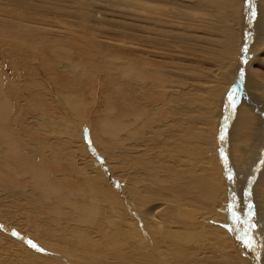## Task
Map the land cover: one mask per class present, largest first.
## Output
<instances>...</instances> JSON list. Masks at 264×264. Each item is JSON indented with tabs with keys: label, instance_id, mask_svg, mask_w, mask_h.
<instances>
[{
	"label": "bare ground",
	"instance_id": "6f19581e",
	"mask_svg": "<svg viewBox=\"0 0 264 264\" xmlns=\"http://www.w3.org/2000/svg\"><path fill=\"white\" fill-rule=\"evenodd\" d=\"M263 53L264 0H0V223L36 245L0 264H264ZM97 77L104 162L51 109Z\"/></svg>",
	"mask_w": 264,
	"mask_h": 264
},
{
	"label": "rangeland",
	"instance_id": "374dc122",
	"mask_svg": "<svg viewBox=\"0 0 264 264\" xmlns=\"http://www.w3.org/2000/svg\"><path fill=\"white\" fill-rule=\"evenodd\" d=\"M250 10V11H249ZM247 9L246 11H249V12H247L248 14L247 15H249V17H250V19L249 20H247V30H246V32H248V35L250 36V37H252L253 35H252V31H250L249 29L251 28V29H253V24L251 23V22H253V18H254V16H255V8L254 7H252V8H250V9ZM254 12V13H253ZM251 14V15H250ZM252 15H253V17H252ZM49 21H52V20H50L49 19ZM246 20H243V22H245ZM248 21L250 22V23H248ZM252 26V27H251ZM264 54V53H263ZM263 54H261V56H260V58H262L264 55ZM263 55V56H262ZM257 69H261L260 71H264V64H263V66H255ZM261 67V68H260ZM262 71V73H264ZM10 77H13V74H11L10 75ZM13 81H14V83L15 84H19V82H20V79H19V77L18 76H15L14 78H13ZM94 81V80H93ZM99 81V82H98ZM94 85L95 87L97 86V87H99V91L102 93V89H103V82L101 83V79L99 80V77H97V82L95 83H91V85ZM102 85V87H101V85ZM90 85V86H91ZM101 87V88H100ZM85 91V90H84ZM99 93V95L100 96H96L95 97V100H94V102H92V99H91V96H89L88 95V92H87V95L88 96H85V94H84V98H85V103L87 102V107L88 108H86L84 111H81V115L82 116H79L78 114L80 113H76V114H74V112H69L68 111V109H66L64 106H58L57 105V103L56 102H53L52 103V105H53V107H51V109L53 110V109H56V113H58L56 116H61L63 119H65V122H63V123H65L64 125L65 126H67L68 128H69V130H71V133H72V131L74 130V132H78V133H75L76 134V136L74 135V132H73V135H74V137H75V140L77 141V138H81V139H83V137H82V133H83V136H84V141H86L85 142V144L88 146L89 144V146H88V150H89V153L91 154V155H93V156H95V158L93 159V160H97L98 161V156L99 157H101L102 159H100V160H102L103 162H104V159H105V154H104V152H103V149L102 148H100L92 139H90L89 137V132L88 131H90V125H91V122L94 120V115H92V113H93V111L95 110V108L97 107V108H99V106H100V108L102 109L101 111H103L105 108V105L107 104V101H106V93L104 92V93ZM88 97V98H87ZM100 97V98H99ZM103 97V98H102ZM99 98V99H98ZM52 100H53V97H52ZM98 100H100V102L99 103H96V102H98ZM95 103V104H94ZM115 103H116V105H118L119 104V102H117V100H115ZM92 105V106H91ZM90 109V110H89ZM88 111V113H85V112H87ZM30 112H32V111H30V110H26L25 111V113H30ZM82 113H85V114H82ZM88 117H87V116ZM93 116V117H92ZM66 117V118H65ZM83 117V118H82ZM90 117L92 118V119H90ZM71 121V122H70ZM62 124V123H61ZM63 125V124H62ZM54 127H56V126H54ZM73 127V128H72ZM89 127V128H88ZM57 129H58V127H56ZM73 129V130H72ZM81 130V132L79 131V130ZM88 129V130H87ZM76 130V131H75ZM83 131V132H82ZM80 133V134H79ZM88 133V134H87ZM89 139V140H88ZM79 140V142H81L82 140H80V139H78ZM90 146H92L91 148L93 149V151H92V149L90 148ZM226 146V145H225ZM102 149V150H101ZM94 150L97 152H94ZM227 152H228V146H226V148H224L223 149V151H222V153H226L227 154ZM93 153V154H92ZM95 153V154H94ZM103 153V155H101ZM220 154V153H219ZM225 154V155H226ZM264 154V153H263ZM98 155V156H97ZM220 157H221V155H219V163L221 164V167H222V165H223V163H222V161H221V159H220ZM98 158V159H97ZM96 161V162H97ZM261 163H260V165H259V167H258V170H260V171H264V155H263V158H261L260 160H259ZM95 165H97L98 166V164H95ZM101 166H102V164H101ZM224 166V165H223ZM233 169H235L234 167H233ZM243 168L240 166L239 168H237L236 169V171H241ZM257 177L258 176H251L250 178H252V180L253 181H255V180H257ZM119 179V178H118ZM235 179V178H234ZM120 180V179H119ZM235 180H237V183H238V179H235ZM123 182H125L124 180H123ZM245 184L244 185H248V181L247 180H245V182H244ZM226 188H227V186H226ZM250 203V202H249ZM232 210H233V208H232ZM3 224V225H2ZM0 223V236L2 237V238H12V239H14V240H18V241H20V242H22V244L23 245H25V246H27V247H29L30 246V244H29V241L30 242H32L31 240H30V236H29V233L27 234V233H25V231H23V230H19L18 228H15V227H11V228H9V229H12V231L15 233V234H11L10 232L11 231H8L7 230V224H4V223ZM16 230V231H15ZM4 232V233H3ZM7 232V233H6ZM235 233H236V235L238 236V237H240V236H242L243 234H244V229L243 228H240V227H237L236 228V230L234 231ZM257 232L259 233V231L257 230ZM9 233H10V235H9ZM6 234H8V235H6ZM26 234H27V236H26ZM18 235H20V236H18ZM28 239H27V238ZM21 239V240H20ZM24 242H23V241ZM28 240V241H27ZM240 240V242L246 247V249H247V247H249V245H248V243L246 242V240L245 239H239ZM255 242H256V244H259V242H260V240L258 239V238H255ZM26 243V244H25ZM32 244H34L33 242H32ZM259 258H261V256H259ZM258 258V259H259ZM257 259V260H258Z\"/></svg>",
	"mask_w": 264,
	"mask_h": 264
},
{
	"label": "snow or ice",
	"instance_id": "6c2138e0",
	"mask_svg": "<svg viewBox=\"0 0 264 264\" xmlns=\"http://www.w3.org/2000/svg\"><path fill=\"white\" fill-rule=\"evenodd\" d=\"M248 52V49H247V47H245L244 49H243V53H247ZM243 62H247V58H245L244 60H243ZM229 100H230V103H231V106H235V104H234V97L233 96H230L229 97ZM221 139L223 140V136H221ZM228 178L231 180L232 179V176H231V174H229V176H228ZM249 207H251V206H249ZM252 227H255V225L253 224L252 225ZM29 244H30V246H32V247H36V245H34V244H32V242H29ZM38 250H40V249H38Z\"/></svg>",
	"mask_w": 264,
	"mask_h": 264
},
{
	"label": "water",
	"instance_id": "95a60500",
	"mask_svg": "<svg viewBox=\"0 0 264 264\" xmlns=\"http://www.w3.org/2000/svg\"><path fill=\"white\" fill-rule=\"evenodd\" d=\"M222 136H223V134H222ZM225 140V139H224ZM223 140V141H224ZM224 148H226V146L224 145V146H222V149H224ZM232 176V175H231ZM232 179H234L233 178V176H232ZM233 181V180H232ZM227 183H230L231 184V182H230V179H228V182ZM233 185V184H232ZM228 194L230 195V196H232L233 198L236 196V194H237V190H236V188L233 186L232 188H231V190L229 189V192H228ZM251 213V212H250ZM11 234H15L13 231H11Z\"/></svg>",
	"mask_w": 264,
	"mask_h": 264
}]
</instances>
